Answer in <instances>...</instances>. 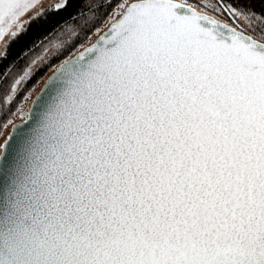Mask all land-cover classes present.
Returning a JSON list of instances; mask_svg holds the SVG:
<instances>
[{
    "label": "snow or ice",
    "instance_id": "1",
    "mask_svg": "<svg viewBox=\"0 0 264 264\" xmlns=\"http://www.w3.org/2000/svg\"><path fill=\"white\" fill-rule=\"evenodd\" d=\"M75 7L0 0V264H264V0ZM108 8L3 67L34 21Z\"/></svg>",
    "mask_w": 264,
    "mask_h": 264
},
{
    "label": "trees",
    "instance_id": "2",
    "mask_svg": "<svg viewBox=\"0 0 264 264\" xmlns=\"http://www.w3.org/2000/svg\"><path fill=\"white\" fill-rule=\"evenodd\" d=\"M103 2L104 0H76V7L71 9V13L72 15L77 11L87 13L90 4L100 5ZM110 10V8L98 10L96 12V19L87 24L84 18L72 19L68 13L60 14L53 23L47 26H43V21H34L32 25L27 28L26 33L21 35L19 39L11 45L8 50V59L4 61L3 67H8L10 61H15L16 68H22L28 64V60L40 50V47L37 48L36 46L43 40L47 41L46 38L50 37L53 28L61 26L59 27L61 31L63 30L62 25L73 24L80 32V38L97 28Z\"/></svg>",
    "mask_w": 264,
    "mask_h": 264
},
{
    "label": "rangeland",
    "instance_id": "3",
    "mask_svg": "<svg viewBox=\"0 0 264 264\" xmlns=\"http://www.w3.org/2000/svg\"><path fill=\"white\" fill-rule=\"evenodd\" d=\"M48 2L51 3V2H54V0H48ZM257 10H259V9H257ZM110 11H111V10H110ZM110 11H109V12H110ZM106 17H107V15H106ZM106 17H105V18H106ZM104 20H105V19H104ZM104 20L102 21V23H101L97 28H103L104 30L107 29V25L104 24ZM69 25L74 26L73 24H69ZM74 27H76V26H74ZM27 28H28V27H27ZM77 29H78V28H77ZM61 31H63V30H61ZM81 36H82V35H81ZM57 38L62 39V40H64L65 42H66L68 39H70V37H69L67 34H65V35L62 36V37H57ZM95 39H96V36H95V35H92V31H90V32L87 33L86 35L80 37L79 40L76 41L75 45H72V46H70V47L72 48L73 51H75L76 48H77L80 44L87 45L90 41H93V40H95ZM43 41H44V42H47V41H45V40H43ZM38 45H39V46H36V47H37V48L40 47L39 52H38L37 54L33 55V56L28 60V63H29V61H31L33 58H35V57H37L38 55L41 54V48H42L43 45L40 44V42H39ZM55 52H56L55 49L50 50L49 53H48V56L46 57V59H47V58H50ZM63 58H64V54L62 53V54H60V56H59L56 60L52 61V66H55L56 64H58V63L60 62V60L63 59ZM35 68H36V70H37V74H36V76L30 81V83L27 85V89H26V91L29 90V89L32 90V95H31V97L29 98L28 101H24V102H23V103H24V110H25V111H27V110L32 106V105H31V101H32V100L36 97V95L40 92V90L42 89L43 85H44L45 82L47 81L48 77L52 74L51 67L44 68V67L41 66V64L38 63V64L35 66ZM25 94H26V93H25ZM14 107H15V105L13 106V108H14ZM15 122L18 123V122H21V121H20L19 119H16ZM9 131H11V129H9Z\"/></svg>",
    "mask_w": 264,
    "mask_h": 264
},
{
    "label": "water",
    "instance_id": "4",
    "mask_svg": "<svg viewBox=\"0 0 264 264\" xmlns=\"http://www.w3.org/2000/svg\"><path fill=\"white\" fill-rule=\"evenodd\" d=\"M44 86H45V84L43 85V87H42V89L40 90V92L44 89ZM40 92H39V93H40ZM39 93H38V94H39ZM38 94H37V95H38ZM37 95H36V96H37ZM34 99H35V98H34ZM19 123H21V122H18L17 124H19Z\"/></svg>",
    "mask_w": 264,
    "mask_h": 264
}]
</instances>
